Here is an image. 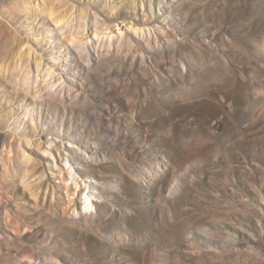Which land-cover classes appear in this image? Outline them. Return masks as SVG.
Here are the masks:
<instances>
[{
  "label": "rangeland",
  "instance_id": "rangeland-1",
  "mask_svg": "<svg viewBox=\"0 0 264 264\" xmlns=\"http://www.w3.org/2000/svg\"><path fill=\"white\" fill-rule=\"evenodd\" d=\"M0 264H264V0H0Z\"/></svg>",
  "mask_w": 264,
  "mask_h": 264
},
{
  "label": "bare ground",
  "instance_id": "bare-ground-1",
  "mask_svg": "<svg viewBox=\"0 0 264 264\" xmlns=\"http://www.w3.org/2000/svg\"><path fill=\"white\" fill-rule=\"evenodd\" d=\"M35 7L37 8V5ZM54 14H55V10L52 7V8H50V11H49L50 18H52L54 16ZM94 19H96V18L94 17ZM53 21L56 24V30L58 32H63L65 29L71 28L70 23L66 22V21H63L62 19L54 18ZM74 22L71 23V24H74ZM95 22H97V21H95ZM87 24H88L87 19L86 18H82V20H80L78 22V28L85 30ZM118 27L119 26L117 24L114 26V28H118ZM26 59H28V56L26 57ZM42 61L43 60L40 57H36V56L34 57V64H35L36 69L38 71L43 70L44 76L47 77V78L53 77L55 71L53 69H49V68H45L44 69ZM19 67H20V63L8 62L7 65L5 66L4 73L8 77H10V79H12V81H14V82H20V83H23V84H28L29 81L31 80V72H30V70L27 67H25L23 70L20 71ZM35 117H36V112H34V110L25 109L23 111V113L20 114V116H17V118L14 120L17 123L15 125L14 130H13L14 133L16 135H18V136H25L24 133H26V132H24V131L26 130V128H29L30 131H32V132H36V130L38 129V126H37V122H36V118ZM26 122L28 123V126H26ZM32 137H34V133H33ZM63 141H64V138L60 139V141H58V142H55L53 140H48L47 144H45V143H43L44 142L43 140L38 139L37 141H34L31 144L34 145L35 147H37L38 149H42V147L44 146L45 148H47L46 151L48 153H51V150H55V151H59L60 149L64 150ZM26 143L30 144L29 141H26ZM69 144H72V142L67 141V146ZM19 147H21V145H19ZM69 149H71V148H69ZM75 184H76V181H75ZM83 199L85 200L84 208L86 210H92L93 208L96 209L93 201L87 195V193L84 194V198Z\"/></svg>",
  "mask_w": 264,
  "mask_h": 264
}]
</instances>
